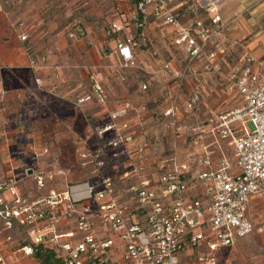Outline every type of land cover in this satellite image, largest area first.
Instances as JSON below:
<instances>
[{
	"label": "built area",
	"instance_id": "2783aa9c",
	"mask_svg": "<svg viewBox=\"0 0 264 264\" xmlns=\"http://www.w3.org/2000/svg\"><path fill=\"white\" fill-rule=\"evenodd\" d=\"M178 6V0H135L129 18L111 21L106 33L114 36L120 65L131 67L134 49L146 40L145 26L154 23L174 32V43L188 54L182 68L169 62L162 65L176 86L160 113L174 136H180L174 126L180 112L199 104L205 76H222L237 100L229 110L190 127L189 154L200 150L202 158L192 164L177 155L174 146L168 156L149 155L128 129L127 108L116 109L109 115L110 123L98 131L112 132L107 144L125 157L126 169L116 177L99 171L96 181L67 183L61 191L49 189L30 200L15 192L11 179L0 175V223L3 230L16 226L26 231L29 239L18 247L22 255L32 257V245L41 244L55 250L60 264H215L220 247L234 244L252 230L251 197L264 202V58L244 53L237 64L220 72L217 60L223 53L208 48L213 30L199 21L181 24ZM205 9L214 10L212 6ZM209 21L212 25L220 17L212 15ZM11 25L25 41L22 22L15 20ZM125 26H132L135 34L118 37ZM68 36L80 39L84 33L75 27ZM200 58V69H192L191 63ZM186 79L190 86L179 103ZM89 80V92L75 103H104L96 77L91 74ZM207 136L224 141L230 152L214 167L208 161ZM33 178L40 188L52 174L37 172ZM5 192L10 200L4 198ZM0 264H8L1 247Z\"/></svg>",
	"mask_w": 264,
	"mask_h": 264
},
{
	"label": "rangeland",
	"instance_id": "374dc122",
	"mask_svg": "<svg viewBox=\"0 0 264 264\" xmlns=\"http://www.w3.org/2000/svg\"><path fill=\"white\" fill-rule=\"evenodd\" d=\"M4 1L16 16L13 21L22 22V30L26 35L25 42L29 52L35 56L36 62L43 67L54 69L55 74L56 67L62 68L60 74H56L60 84L58 89L65 93L64 97L70 102L71 107H75L77 97L89 92L91 74L101 85L105 97L104 103L101 104L96 101L79 104L81 112L86 115L85 122L84 124L77 122L76 115L74 125L79 129H82L83 125L85 135L63 139L67 142L66 145L64 144V149L59 145L62 139L40 140L38 141L40 152L37 158L36 154L19 152V146L30 142V139L0 138V175L5 179H11L18 194L20 192L16 189L15 178L27 179L26 189L37 187L33 178L37 172L52 174V179L45 180L43 187L49 182L53 183L54 178L59 181L62 178L63 181L66 177V181H70L68 183L93 182L100 176L99 171L102 174L107 172L106 168L112 161L121 162L120 152H116L107 144L112 140V132L98 134L101 128L110 123L109 115L120 107L127 108L128 129L132 134H136L134 141L145 145L149 155L153 153L157 158L168 156L174 146L177 155H181L184 159L188 158V161L193 163L192 161L198 162L202 155L189 154L190 147L187 140L190 127L204 124L205 118L209 115L223 113L236 103L232 91L220 74L205 76L199 104L192 111L180 112V117L174 125L179 128L180 136H174L172 129L164 126L165 120L160 115L176 90L175 83L168 77L162 65L169 62L171 66L182 68L188 59V54L180 44L174 43L172 29L161 26L155 27L154 30L145 29L144 33L148 39L140 42L138 48L134 49V66L123 67L112 51L114 36L106 33L108 24L117 20L118 14L121 13L119 0ZM184 1L182 10L178 12V20L181 24L195 21L197 18L192 8L194 0ZM227 1L235 3V6L223 8L221 3ZM212 2L213 12L207 11L204 3H196L199 7L197 16L198 20H209L215 14L220 17L219 22L212 24L213 38L208 44V48L226 55L224 57L226 62H220L218 65L219 71H228L244 52L264 56V0H212ZM207 13H210V17L206 15ZM75 27L83 31V40L73 41L74 39L68 36ZM125 34L133 35L135 30L125 26L118 37ZM78 54L84 57V67H77V63L81 61V57L77 58ZM202 63L201 58L197 59L191 63V68L198 70ZM142 84L146 85L145 89L141 88ZM189 86L190 81L186 79L181 88L179 103L185 97ZM207 142L210 143L208 149L211 152L208 154V161L212 167L222 156H230L229 148L224 141L211 137ZM4 146L6 148L1 149ZM53 158L55 164L51 165ZM35 161L48 162L49 166L46 169L37 168L27 173ZM97 162H102V166L98 167ZM64 186L51 185L49 189L61 191ZM20 195L27 194L20 193ZM10 198L11 196L5 199L10 200ZM35 198L37 197L33 198L31 195L29 199ZM248 214L252 222V230L248 233L250 237L246 240L250 245L249 248L236 250L231 245V247H220V250L226 249L218 253L215 264H237L234 261L241 255L249 259V264H257L258 254L261 255L260 261L264 264V202L251 197ZM8 234L11 239V249L29 239L26 231L16 226H12ZM255 255L256 260H254ZM15 258L17 259H13L8 264H37L33 257L19 258L16 254Z\"/></svg>",
	"mask_w": 264,
	"mask_h": 264
},
{
	"label": "crops",
	"instance_id": "0c3cea01",
	"mask_svg": "<svg viewBox=\"0 0 264 264\" xmlns=\"http://www.w3.org/2000/svg\"><path fill=\"white\" fill-rule=\"evenodd\" d=\"M194 2L195 3L192 4V8L195 10V17H197L195 18V21H199L202 27L211 29L212 25L208 19L198 20L199 18L197 16V10L199 7H197L196 3L199 4V2H201L206 6L214 7L212 0H194ZM5 4L6 3L4 0H0V138L30 139V142L19 146V152L33 153L36 154L38 158V153L40 152V145L38 141L40 140L43 141L44 139H55L56 141L57 139H62V141H60L61 144L59 145L60 148L64 149V144L67 142H65L63 139L74 138L75 136L79 137L81 134L83 136L85 132L84 126L82 125L83 128L79 129L76 127V125H74V120L77 115V122L84 124L86 115L81 112L79 104L74 103L75 107H71L70 102L64 97L65 93L58 89L60 88V84L56 78V74H60V70H62V68L56 67L57 69L55 70L57 72L55 74L54 69H51L48 66L43 67L39 65L35 60V56H33L31 52L25 50V47H27L26 42L21 41L18 38L17 32L19 31L13 29L11 25L14 17L16 16ZM178 4L179 12L182 10L185 1L178 0ZM242 4H240V6H243ZM118 5L120 6L121 13L118 14L117 19H128L132 7L131 1L129 2L128 0H119ZM221 6H223V8H232L235 6V3L227 1L221 3ZM206 15L210 17V13H207ZM155 27L158 26L154 23H149L143 28V33L145 29L154 30ZM129 28L133 27L130 26ZM166 28L169 29V27ZM83 39L84 36L80 39L72 40L77 41ZM146 39H148V37ZM112 43V51L115 53L114 40ZM244 53H249L255 58H264L263 55H253L251 52ZM243 54H241L236 59V64ZM225 56L226 55L223 53L219 57L217 65H219L220 62H226L224 60ZM80 57L81 61L77 63V67H84V57L78 54L77 58ZM31 60L33 61L34 65H31ZM78 60L79 59H77V61ZM35 79H38V82H36ZM233 97L235 98L236 102L237 99L234 93ZM209 138L210 136H207L204 141L207 142V139ZM5 148L6 146L2 147L1 149L4 150ZM195 153L199 154L201 151L197 150ZM121 156V162L112 161L109 167L106 168L107 172L105 171V173L110 177H116L126 169L124 166L125 157L124 155ZM50 164H55L54 158L53 162ZM192 164H194V162ZM47 166H49L48 162L35 161L27 170V173L33 172V170L37 168L45 167L46 169ZM26 181L27 179L22 177H20V179L15 178L16 189L18 192L27 194L29 197L32 195L33 198L44 196L51 185H60L63 187L66 183L70 182L66 181V177L63 178V181L62 178L60 181L54 178V182H49L45 185V187L26 189ZM3 196L4 198L10 197L7 192H5ZM8 233L9 230H3L0 223V247L6 261L10 263L13 259H17L15 258L16 254L19 258L25 256L18 251V247L20 245L11 249V239ZM6 236L9 237L8 240L5 239ZM249 237V234L245 238L241 237L239 239L243 238V240L237 239V241L231 246H234L236 250L248 249L250 245L246 242V240L249 239ZM225 249L226 248H223L219 250V252H222ZM257 256L259 258L257 264H262L260 261L261 255L258 254ZM257 256H254V260H256ZM26 257L32 258L31 256ZM234 263L249 264V259L244 256L242 257L241 255L240 258L238 257L236 261H234Z\"/></svg>",
	"mask_w": 264,
	"mask_h": 264
},
{
	"label": "trees",
	"instance_id": "16d2710c",
	"mask_svg": "<svg viewBox=\"0 0 264 264\" xmlns=\"http://www.w3.org/2000/svg\"><path fill=\"white\" fill-rule=\"evenodd\" d=\"M135 0H131L134 3ZM32 257L37 264H60L59 259L56 258V252L49 246H42L41 244L32 245Z\"/></svg>",
	"mask_w": 264,
	"mask_h": 264
}]
</instances>
